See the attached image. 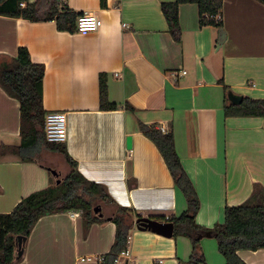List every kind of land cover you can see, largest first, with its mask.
Segmentation results:
<instances>
[{
	"label": "crops",
	"instance_id": "obj_1",
	"mask_svg": "<svg viewBox=\"0 0 264 264\" xmlns=\"http://www.w3.org/2000/svg\"><path fill=\"white\" fill-rule=\"evenodd\" d=\"M61 1L74 12L96 16L102 27L94 33L63 32L55 21L0 16V62L16 58L25 47L33 62L44 65L45 110L67 114L65 145L86 179L105 187L115 205L142 217L184 213L187 201L157 147L140 132L143 123L173 130L176 151L199 197V226L223 223L227 207L247 202L256 185L264 187V118L225 113L231 105L227 89L243 101L264 100V3L223 0L222 28L201 26L198 6L182 4L177 42L162 11V4L176 0ZM221 29L226 39L218 48ZM101 76L118 110H101ZM20 127V104L0 87V146L19 145ZM48 169L53 168L1 156L0 214L47 189ZM115 205L105 204L115 211L104 216L114 215ZM75 213L79 216L63 212L41 218L18 264L98 263L107 255L116 225L108 220L87 227ZM136 220L129 240L133 264L189 261V239L139 231ZM201 247L207 264H226L215 238H203ZM239 256L245 264H264V249ZM88 257L93 261H80Z\"/></svg>",
	"mask_w": 264,
	"mask_h": 264
},
{
	"label": "trees",
	"instance_id": "obj_2",
	"mask_svg": "<svg viewBox=\"0 0 264 264\" xmlns=\"http://www.w3.org/2000/svg\"><path fill=\"white\" fill-rule=\"evenodd\" d=\"M264 3V0H258ZM22 4H25L23 7ZM182 4H195L199 8L201 26L222 28L223 0H176L162 4V11L173 39L180 42L182 31L179 24V7ZM82 13L74 12L62 5L61 0H0V16L21 18L33 22L55 21L59 31L76 32V22ZM45 67L35 63L27 48L21 47L17 57L0 62V87L20 104L21 131L20 144L0 146V157L7 154L21 161H32L43 166L39 158L43 151L61 154L69 164L70 173L60 179L53 177L51 185L35 192L7 214H0V264H18L17 239L29 238L39 220L47 215L63 212H80L87 227L93 223L111 220L116 225L115 240L104 261L98 264H115V261L129 246L130 232L134 218H142L135 211L115 205L107 189L86 179L78 170L77 163L69 155L65 143L46 141L44 126L48 112L44 107ZM223 84V81L221 80ZM100 108L102 111H115L119 105L108 100L107 80L100 78ZM230 90L227 89V93ZM126 108L134 112L129 105ZM226 116L264 118V100L244 98L241 105H229ZM140 132L148 138L161 153L175 187L187 201V210L179 216L149 215L150 219L173 223L174 238L185 237L191 241L192 254L186 264H207L201 241L211 234L218 243L219 252L226 264H245L240 251L264 249V187L256 185L250 199L236 207H227L224 222L213 228L201 227L196 222L200 201L195 187L187 175L176 151L173 130L162 132L155 125L139 124ZM37 155V157H36ZM49 170V169H48ZM60 177V174H59ZM58 177V178H59ZM114 204L116 213L110 217H99L94 213L97 206Z\"/></svg>",
	"mask_w": 264,
	"mask_h": 264
},
{
	"label": "built area",
	"instance_id": "obj_3",
	"mask_svg": "<svg viewBox=\"0 0 264 264\" xmlns=\"http://www.w3.org/2000/svg\"><path fill=\"white\" fill-rule=\"evenodd\" d=\"M119 1V0H115ZM24 7L25 4H22ZM216 19H221L218 16ZM127 27L126 25H124ZM102 27V21L94 15L83 14L76 22V32L78 33H94ZM162 132H166L165 128H160ZM44 132L46 141L49 143H66L68 139V120L67 114L63 112H50L46 115ZM73 218L78 217L79 214L71 212ZM81 262H91L93 258H82ZM98 261H104V256L100 257ZM115 264H133L131 260V253L128 248L118 255Z\"/></svg>",
	"mask_w": 264,
	"mask_h": 264
},
{
	"label": "water",
	"instance_id": "obj_4",
	"mask_svg": "<svg viewBox=\"0 0 264 264\" xmlns=\"http://www.w3.org/2000/svg\"><path fill=\"white\" fill-rule=\"evenodd\" d=\"M226 39L225 31L223 29L220 30L219 32V40H218V48L222 46ZM228 100L232 105L239 106L243 103V97L240 95H237L233 93L232 91H229L227 93ZM127 149L131 150L132 149V138L128 137L127 138ZM52 175L58 179L59 173L55 170H50ZM57 183H60V180H57ZM94 213L97 214L99 217H103V211L101 206H97L94 208ZM137 229L139 231H148L152 232L154 234L166 237V238H172L174 236V225L173 223H167V222H159L153 219H150L149 217H142L138 218L136 220ZM207 237H211V234H207ZM25 237L19 236L17 239V259L21 258L23 256V246L26 242Z\"/></svg>",
	"mask_w": 264,
	"mask_h": 264
},
{
	"label": "rangeland",
	"instance_id": "obj_5",
	"mask_svg": "<svg viewBox=\"0 0 264 264\" xmlns=\"http://www.w3.org/2000/svg\"><path fill=\"white\" fill-rule=\"evenodd\" d=\"M36 157H37V155H36ZM37 158H39L40 162L43 165H45L46 167H51V168H53L52 170H55L58 173H60V177L58 178L59 180L69 174V168H68L67 164L64 162L61 154L56 153V152L52 153V152L47 151V154H40ZM50 176H51V180H52L54 176L52 175L51 172H50ZM102 209H103V212L105 214H109V215L115 211L114 209L111 210L108 206H104V205H103ZM95 261H93L91 263H86V264H98ZM74 263H75V261H74Z\"/></svg>",
	"mask_w": 264,
	"mask_h": 264
}]
</instances>
